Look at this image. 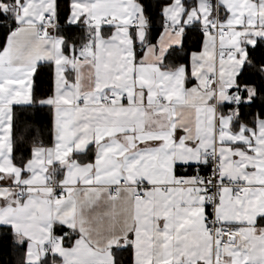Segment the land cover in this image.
<instances>
[{
  "label": "snow or ice",
  "instance_id": "obj_1",
  "mask_svg": "<svg viewBox=\"0 0 264 264\" xmlns=\"http://www.w3.org/2000/svg\"><path fill=\"white\" fill-rule=\"evenodd\" d=\"M0 264H264V0H0Z\"/></svg>",
  "mask_w": 264,
  "mask_h": 264
}]
</instances>
